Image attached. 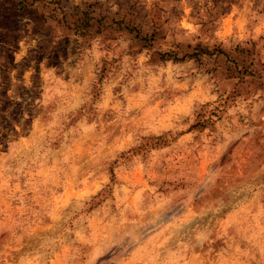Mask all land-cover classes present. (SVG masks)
Returning a JSON list of instances; mask_svg holds the SVG:
<instances>
[{
	"label": "rangeland",
	"instance_id": "374dc122",
	"mask_svg": "<svg viewBox=\"0 0 264 264\" xmlns=\"http://www.w3.org/2000/svg\"><path fill=\"white\" fill-rule=\"evenodd\" d=\"M0 264H264V0H0Z\"/></svg>",
	"mask_w": 264,
	"mask_h": 264
},
{
	"label": "trees",
	"instance_id": "16d2710c",
	"mask_svg": "<svg viewBox=\"0 0 264 264\" xmlns=\"http://www.w3.org/2000/svg\"><path fill=\"white\" fill-rule=\"evenodd\" d=\"M89 19H90V18H89ZM89 19H87V18L84 17V18H83V24L86 25V24L88 23V20H89ZM144 38H145V36H144ZM167 57H172L173 59H176L174 56H168V55H167Z\"/></svg>",
	"mask_w": 264,
	"mask_h": 264
}]
</instances>
